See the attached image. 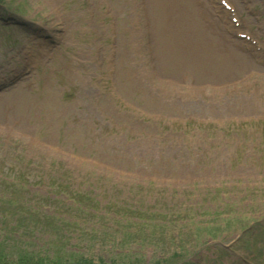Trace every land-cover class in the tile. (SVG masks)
Here are the masks:
<instances>
[{"label":"rangeland","instance_id":"rangeland-1","mask_svg":"<svg viewBox=\"0 0 264 264\" xmlns=\"http://www.w3.org/2000/svg\"><path fill=\"white\" fill-rule=\"evenodd\" d=\"M227 1L261 49L246 43L248 55L238 49H244L243 41L236 46L216 33L210 17L222 34H233L229 11L219 0L0 3V86L18 71L32 70L0 90V174L26 175L31 187L25 199L32 204L47 203L43 197L56 186L76 181L73 189L92 197L101 212L118 199L120 205L146 209L145 217L163 213L156 222L169 224L184 211L211 217L201 208L205 203L214 216L222 215L218 204L227 212L252 207L259 216L264 205V0ZM56 36L59 43L53 45ZM173 48L181 51L172 55ZM173 97L186 98V104ZM163 127L168 129L159 134ZM217 138H223L220 146ZM255 147L262 160L253 152L250 161L240 160ZM142 159L155 161L152 173L138 169ZM77 200L82 204L83 196ZM76 217L79 225L53 231L54 248L0 236V259L14 257V264H25L36 255L44 264H81L83 257L67 249L108 254L109 241L89 237L90 231L114 234V226L100 215ZM114 225L119 238L123 225ZM4 227L0 221V230ZM208 227L213 233L221 228L213 222ZM203 228L186 232L187 250L200 244ZM122 232L126 238L132 231ZM235 237H219L235 249L203 247L186 264H248L246 236ZM163 248L159 240L132 252L142 254L146 264L161 263ZM250 256L255 263L249 264H264V256ZM113 258L139 262L124 248Z\"/></svg>","mask_w":264,"mask_h":264},{"label":"trees","instance_id":"trees-1","mask_svg":"<svg viewBox=\"0 0 264 264\" xmlns=\"http://www.w3.org/2000/svg\"><path fill=\"white\" fill-rule=\"evenodd\" d=\"M40 257H27L26 261H25V264H44L43 262H41V260H39ZM5 261V262H4ZM2 261L0 259V264H14V263H11L12 259L8 258L6 260ZM22 262V261H21ZM81 264H96V263H92V262H89V261H84L83 263ZM100 264H106L104 262L100 263Z\"/></svg>","mask_w":264,"mask_h":264},{"label":"bare ground","instance_id":"bare-ground-1","mask_svg":"<svg viewBox=\"0 0 264 264\" xmlns=\"http://www.w3.org/2000/svg\"><path fill=\"white\" fill-rule=\"evenodd\" d=\"M180 51H181V50L178 49V48H173V49L171 50L172 55L175 54V53H178V52H180ZM239 56H240V57H241V56L243 57V54L240 53ZM242 57H241V58H242Z\"/></svg>","mask_w":264,"mask_h":264}]
</instances>
